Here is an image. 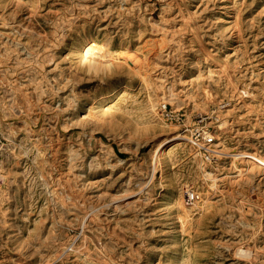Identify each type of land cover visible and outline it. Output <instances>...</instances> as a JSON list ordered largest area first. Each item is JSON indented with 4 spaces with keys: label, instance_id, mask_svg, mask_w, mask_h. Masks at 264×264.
<instances>
[{
    "label": "rangeland",
    "instance_id": "1",
    "mask_svg": "<svg viewBox=\"0 0 264 264\" xmlns=\"http://www.w3.org/2000/svg\"><path fill=\"white\" fill-rule=\"evenodd\" d=\"M0 21V264H264V180L223 154L264 153V0H0ZM84 35L131 71L88 70Z\"/></svg>",
    "mask_w": 264,
    "mask_h": 264
},
{
    "label": "bare ground",
    "instance_id": "2",
    "mask_svg": "<svg viewBox=\"0 0 264 264\" xmlns=\"http://www.w3.org/2000/svg\"><path fill=\"white\" fill-rule=\"evenodd\" d=\"M173 1V0H172ZM169 3V2H168ZM2 22V21H0ZM40 26V25H39ZM236 31V30H235ZM45 34V33H44ZM84 34V33H83ZM54 39V38H53ZM30 43V42H29ZM105 43V42H104ZM146 43V42H145ZM109 44V43H108ZM151 44V43H150ZM101 46V45H100ZM109 46V45H108ZM199 46V45H198ZM105 48V47H104ZM229 48V47H228ZM202 49V48H201ZM199 50V49H198ZM105 49L103 51V49L101 47H99L98 45L95 44V41L94 39L91 37V36H83L81 40H79L76 45H75V53L77 54L78 58L80 59V61L84 64V66L88 69V70H97V69H100L101 70V67H103L104 69V66L107 67H110L108 68L110 71H113V74L116 73L117 70L115 68L116 67H119L120 70H122L124 73H128L130 72L131 70H129L128 68H123L122 66L118 65V64H114L111 59H109L108 55L105 53ZM154 51V50H153ZM108 52V51H107ZM135 52V51H134ZM142 52V51H141ZM150 52V51H149ZM152 52V51H151ZM138 53V52H137ZM136 53V54H137ZM134 53V55H136ZM203 54V53H202ZM111 56V55H110ZM114 57V56H113ZM139 57V56H138ZM137 57V59H138ZM206 57V56H205ZM111 58V57H110ZM134 58V57H133ZM140 58V57H139ZM115 59V58H114ZM149 59V57H148ZM118 60V58H117ZM142 60V59H141ZM139 59V61H141ZM135 61V60H134ZM149 61V60H148ZM129 62V63H128ZM128 63V66H131L132 69L136 66L133 67L134 63L133 61H127ZM138 63V62H137ZM142 63V62H141ZM136 65V63H135ZM140 66V65H139ZM140 68V67H139ZM142 68V67H141ZM148 68V66H147ZM136 70V69H135ZM138 70V69H137ZM142 70V69H141ZM104 71V70H103ZM87 72V71H86ZM98 72V71H97ZM143 72V71H141ZM145 72V71H144ZM139 73V71H138ZM137 73V74H138ZM94 74V73H93ZM96 74V73H95ZM142 74V73H141ZM140 74V75H141ZM145 74V73H144ZM144 77V76H142ZM145 79V78H144ZM143 80V78H142ZM143 81H146V80H143ZM147 83V81H146ZM115 89V87H113L110 92H112L113 90ZM109 93V92H108ZM148 93V92H147ZM235 93V92H234ZM148 104H149V108L152 112H155V108H154V105L152 104V101L149 99L148 100ZM226 121H223L221 122V124H219L217 126V128L219 130H222V126L224 125ZM161 130V129H160ZM162 131V130H161ZM216 137V136H215ZM153 139V138H152ZM151 139V140H152ZM182 139H185V136L178 132V131H173V133H171L170 136H167V137H161L159 139H157V141L155 142L156 143V156L158 158V161L161 163V161L164 159V156L166 154V149H167V144H170V143H173V142H177V141H180ZM189 139V138H187ZM190 140V139H189ZM188 141V140H187ZM154 143V144H155ZM245 144V143H244ZM236 150V153H233V151ZM223 153V152H221ZM223 154H228L232 160V163L236 164L237 162H239V164H242V163H245V167H239L237 168L236 165L234 166V168H236L237 170V175L238 176H241L243 174H245L246 176L250 175L252 176L253 174H257L258 177H261L260 180H264V153H259L257 151V149L253 148L251 149L250 151H245V150H242V149H234L232 150L231 152L229 153H223ZM227 156V155H226ZM120 161H122L121 159H119ZM233 165V164H232ZM200 173L202 175V177L205 179V180H210L211 184L210 186L213 187L217 181H218V176L214 175V174H211L210 172H206L204 169L200 168ZM156 171V170H155ZM196 170L195 169H191L190 170V174H196ZM154 174V171L153 173ZM151 174V175H152ZM151 177V176H150ZM142 180V179H141ZM165 180H169L167 182V186L165 188V192H164V195H162L165 199V201L167 202V204H169L171 207L170 209H172V212L173 214L177 215V212L176 210H174V182L172 181L173 179L170 178V177H166ZM234 180V179H233ZM149 181V180H148ZM229 181V180H228ZM139 182V181H137ZM145 182V181H144ZM160 183V182H159ZM233 183V182H232ZM146 184V183H145ZM135 185V184H134ZM142 186V185H141ZM146 187V185H145ZM186 188V187H185ZM214 188V187H213ZM143 188H141L142 190ZM214 190V189H213ZM133 191V190H132ZM186 191V190H184ZM188 192V196L187 197V205H194L195 207V204L197 201L195 199L194 201V194L191 190H187ZM214 192V191H213ZM140 193V192H139ZM198 193V192H196ZM187 196V195H186ZM183 197V196H182ZM207 200V198H205ZM204 199V200H205ZM183 200V199H182ZM203 200V201H204ZM209 200V199H208ZM186 203V201H184ZM181 203V202H180ZM185 203H184V206H185ZM204 203V202H203ZM206 205V204H205ZM187 207V206H186ZM199 207V206H198ZM202 207V205H201ZM180 208H182V210H184L185 208L182 206V204L180 205ZM200 208V207H199ZM204 208V207H203ZM206 208V207H205ZM204 208V209H205ZM96 208H94L95 210ZM264 209V208H263ZM187 210V209H186ZM184 213V212H183ZM186 215V214H185ZM188 215V214H187ZM177 220L176 222H174V229H176L179 225L182 224V221H181V217H179L178 215L175 217ZM185 223V222H184ZM185 226V225H184ZM183 226V227H184ZM60 247V246H59ZM79 248V247H78ZM81 248V247H80ZM62 248H60L61 250ZM79 250V249H78ZM98 251V250H97ZM241 251L243 252V248L239 249V252L241 253ZM238 252V251H237ZM251 252V251H250ZM235 254H238V253H235ZM251 254V253H249ZM64 256V255H63ZM241 256V255H240ZM253 257V255H252ZM251 257V259H252ZM255 257V255H254ZM59 258V257H58ZM257 258V257H256ZM249 260H250V257H249Z\"/></svg>",
    "mask_w": 264,
    "mask_h": 264
},
{
    "label": "built area",
    "instance_id": "3",
    "mask_svg": "<svg viewBox=\"0 0 264 264\" xmlns=\"http://www.w3.org/2000/svg\"><path fill=\"white\" fill-rule=\"evenodd\" d=\"M162 111L165 113L166 117L173 118L170 113H166V106L164 105ZM205 118H200L197 124H203ZM189 138L191 145L195 149L196 153L199 155L203 165L212 164L217 156L218 150L216 148L215 139L207 128L196 127L189 132Z\"/></svg>",
    "mask_w": 264,
    "mask_h": 264
}]
</instances>
